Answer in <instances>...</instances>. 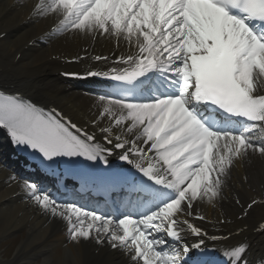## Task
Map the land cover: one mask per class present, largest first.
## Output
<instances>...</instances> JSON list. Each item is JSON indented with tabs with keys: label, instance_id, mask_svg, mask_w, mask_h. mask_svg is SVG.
<instances>
[{
	"label": "snow or ice",
	"instance_id": "1",
	"mask_svg": "<svg viewBox=\"0 0 264 264\" xmlns=\"http://www.w3.org/2000/svg\"><path fill=\"white\" fill-rule=\"evenodd\" d=\"M30 18H52L53 35L123 41L127 53L105 71L85 73L109 82L110 91L83 123L0 90V128L42 162L104 165L127 199L114 209L89 208L29 180L26 197L66 222L74 243L108 247L127 264H186L208 236L196 223L207 222L201 202L215 207L224 198L237 162L264 160V0H35ZM117 152L130 168L112 167ZM257 203L242 206L244 215ZM187 234L199 242L189 245ZM247 253L239 242L219 264H248Z\"/></svg>",
	"mask_w": 264,
	"mask_h": 264
},
{
	"label": "bare ground",
	"instance_id": "2",
	"mask_svg": "<svg viewBox=\"0 0 264 264\" xmlns=\"http://www.w3.org/2000/svg\"><path fill=\"white\" fill-rule=\"evenodd\" d=\"M34 1L0 0V33L3 31L7 34L0 40V85L9 88L12 86L10 83L14 82L25 90L58 94L70 112L87 118L95 111L98 97L82 94L76 90L77 87L64 83L55 75L61 68L60 61L55 58L92 52L107 54L109 61H112L115 56L127 53V45L121 41L117 47L115 40L107 36L93 39L87 35H56L46 46L38 43L34 48L25 49L27 41L45 33L53 25L52 18H30ZM21 54L22 57L14 64ZM4 83L7 84L3 86ZM245 176L248 177L246 183L242 182ZM12 180L9 178L8 183L0 184V236L15 229L29 230L28 237L19 248V258L29 253H40V256L45 254L44 260L54 261L48 264H127V258L120 252L113 251L114 260L109 261L108 248L104 254L103 249L94 242H72L69 232L65 234L66 222L50 217L31 201H20L23 197L14 198L19 190ZM224 192V198L215 207L205 200L201 202L200 210L218 225V220L229 216L238 223L236 216L243 211L242 206L246 208L252 200L264 199V160L252 157L237 162ZM237 197L241 204L236 203ZM249 211L247 221L261 219L264 216V203L253 206ZM235 225L231 222L228 226ZM11 262L0 260V264H17L16 261Z\"/></svg>",
	"mask_w": 264,
	"mask_h": 264
}]
</instances>
